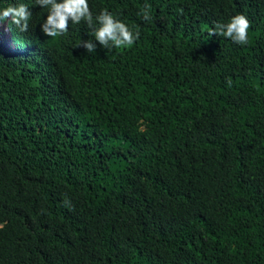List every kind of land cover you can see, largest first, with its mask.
<instances>
[{
  "label": "trees",
  "instance_id": "1",
  "mask_svg": "<svg viewBox=\"0 0 264 264\" xmlns=\"http://www.w3.org/2000/svg\"><path fill=\"white\" fill-rule=\"evenodd\" d=\"M19 3L28 31L0 48V264H264V0H88L140 33L92 53L86 22L51 38L36 0L0 9ZM238 14L247 45L208 35Z\"/></svg>",
  "mask_w": 264,
  "mask_h": 264
},
{
  "label": "clouds",
  "instance_id": "2",
  "mask_svg": "<svg viewBox=\"0 0 264 264\" xmlns=\"http://www.w3.org/2000/svg\"><path fill=\"white\" fill-rule=\"evenodd\" d=\"M36 3L47 9V18L42 23L41 30L48 37L56 38L66 34L69 30V22L72 24L86 22L88 28L91 29L89 35L93 39L82 41L77 47H84L88 53L96 51V44L93 40L98 41L103 48L111 49L131 46L140 37L139 31L133 33L125 23L116 19L107 9L101 11L94 21L88 0H62V2L36 0ZM138 15H142L144 20H151L150 9L147 7ZM31 16L32 13L28 6L19 3L0 9V25L7 23L11 33L10 24L15 25L20 32H26ZM249 28L250 22L247 17L238 14L233 16L228 23H216L208 35L229 38L234 43L244 46L248 44ZM12 36L15 41V36L13 34ZM67 206H70V202Z\"/></svg>",
  "mask_w": 264,
  "mask_h": 264
},
{
  "label": "rangeland",
  "instance_id": "3",
  "mask_svg": "<svg viewBox=\"0 0 264 264\" xmlns=\"http://www.w3.org/2000/svg\"><path fill=\"white\" fill-rule=\"evenodd\" d=\"M0 48L11 53L18 50L16 39L14 41L7 23L0 25Z\"/></svg>",
  "mask_w": 264,
  "mask_h": 264
}]
</instances>
